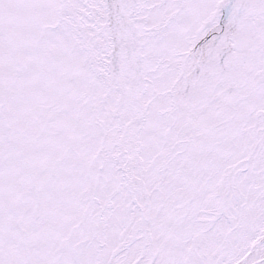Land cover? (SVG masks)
<instances>
[{"label": "snow or ice", "instance_id": "obj_1", "mask_svg": "<svg viewBox=\"0 0 264 264\" xmlns=\"http://www.w3.org/2000/svg\"><path fill=\"white\" fill-rule=\"evenodd\" d=\"M0 264H264V0H0Z\"/></svg>", "mask_w": 264, "mask_h": 264}]
</instances>
